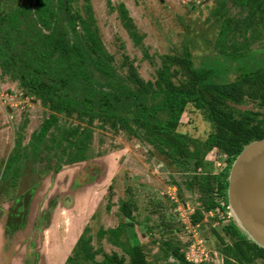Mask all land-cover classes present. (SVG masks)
<instances>
[{"label":"trees","instance_id":"trees-1","mask_svg":"<svg viewBox=\"0 0 264 264\" xmlns=\"http://www.w3.org/2000/svg\"><path fill=\"white\" fill-rule=\"evenodd\" d=\"M215 1L217 5L209 15L215 16L219 23L215 47L222 57L195 66L188 51L183 56L163 54L155 82L144 81L132 65L125 80L117 73L113 55L101 41L91 0H82V4H78L79 0H16L10 9H0V74L16 82L22 96L38 100L46 111V117L28 142L33 155L53 148L59 164L50 170L52 173H57L64 165L93 159L90 145L96 121L101 127L109 125L115 133L123 131L128 136L143 139L178 167L186 168L193 161L198 172L209 165L206 153L216 148L225 155V165L216 173L202 174L197 188L207 193L204 212L220 210L227 215L230 167L246 145L264 138V63L249 71L236 69L238 74L234 79L227 78L225 67L230 70L228 60L250 55L257 58V51H248L252 43L261 39L256 27L261 26L264 31V0H233L246 10L242 22L226 17L221 11V0ZM107 4L111 11L118 12L135 45L143 47V35L137 31L124 3L114 7L107 0ZM246 28L250 30L247 38ZM236 32L244 37L241 43H236ZM227 40L233 42V47L225 53ZM143 55L149 56L146 51ZM173 65L177 68L170 71ZM181 71L183 77L177 84L175 78ZM215 76L219 80H215ZM247 101L256 102L263 111L239 109L238 106ZM189 104L204 111L212 123L213 130L203 140L177 129ZM71 117L79 123H72ZM21 139L20 135L15 139L1 178L24 151ZM16 170L18 172L15 167ZM193 183L187 186L190 188ZM133 205L130 200L123 201L118 207L120 221L117 225L101 227L98 232L99 238L106 237L109 243L121 248L123 254L95 248L88 227L64 264H153L144 245L136 241L133 234L136 225H140ZM202 218L203 213L197 211L191 215L190 222L195 225ZM229 218L222 227L231 240L224 249L227 255L235 256L238 264L252 263L255 259L264 261V248L249 240L231 216ZM217 236L221 237L219 233ZM160 251L165 259L174 260L166 264H194L185 257L180 244L170 240L161 243ZM99 254L100 260L96 258ZM226 263L234 264L225 259L222 264Z\"/></svg>","mask_w":264,"mask_h":264},{"label":"rangeland","instance_id":"rangeland-1","mask_svg":"<svg viewBox=\"0 0 264 264\" xmlns=\"http://www.w3.org/2000/svg\"><path fill=\"white\" fill-rule=\"evenodd\" d=\"M15 2L16 0H0V9L8 10ZM221 2V11L226 17L233 21H244L241 19L246 16V10L237 6L233 0ZM110 3L114 7L124 3L137 31L143 35V47L136 46L124 29L118 12L109 9L107 0H91L101 41L107 52L113 55V66L124 80L129 65H132L144 81L155 82L163 54L183 56L188 51L195 66L221 56L215 47L219 23L215 16L209 15L217 5L215 0H110ZM78 4H82V0ZM256 29V34H261V39L252 43L248 52L257 51V58L250 55L228 60L231 67L230 70L225 67L227 78L234 79L238 74L236 69L249 71L264 63V31H261V26ZM249 33L250 30L246 28V38ZM235 39L236 43H241L244 37L236 32ZM232 43L230 40L226 41L225 53L232 50ZM143 51L147 52L148 58L143 55ZM175 68L177 66H171L170 71ZM181 72L175 78L177 84L183 77ZM215 80H219V77L215 76ZM21 94L16 82L0 74V203H5L1 205L5 209L8 201L21 196L34 180L51 174L50 170L59 164V157L57 152L54 154L53 148L42 149L33 155L30 145L28 146L31 134L38 130L46 117V111L38 100ZM255 103L247 101L238 107L262 112ZM69 119L72 123H79L74 117ZM61 122L66 123L68 120ZM177 129L203 140L213 127L204 111L189 104L180 117ZM127 134L123 131L115 133L109 125L101 127L100 122L96 121L90 155L95 156L93 159L100 160L104 171L97 175L96 182L88 183V188L82 195L87 198L85 208L83 206L85 211L98 203L95 210L98 220L95 219L88 228L92 245L101 248L100 250L103 248L106 252L117 251L123 254L121 248L109 243L106 237L99 238L98 232L101 227H115L120 221L117 216L118 207L123 201L128 203L130 200L140 223L136 225V232L133 234L136 241L144 245L151 263L166 264L174 261L172 257H162L160 251L161 243L170 240L174 244H180L185 257L194 264H222L225 259L238 264L236 257L227 255L224 250L226 244L231 242L222 228L230 221L229 213L224 216L220 210L204 212L207 193L197 188V184H201V176L216 173L225 165V155L216 148L212 149L205 155L209 165L198 172L193 161L186 168L178 167L169 158L159 155L143 139ZM18 135L22 138L21 145L25 149L7 175L1 178L4 164ZM82 165L69 166L72 169L70 173L80 171L84 167ZM190 182L194 183L189 188L187 185ZM197 211L203 213V218L193 225L190 222L191 215ZM217 233L221 237L218 238ZM96 258L100 260L102 256L99 254ZM243 264H264V261L255 259L252 263Z\"/></svg>","mask_w":264,"mask_h":264},{"label":"crops","instance_id":"crops-1","mask_svg":"<svg viewBox=\"0 0 264 264\" xmlns=\"http://www.w3.org/2000/svg\"><path fill=\"white\" fill-rule=\"evenodd\" d=\"M75 164L84 167L71 174ZM101 165L96 159L64 165L8 201L6 209L0 203V264H64L85 228L98 220V203L85 211L82 195L103 173Z\"/></svg>","mask_w":264,"mask_h":264},{"label":"water","instance_id":"water-1","mask_svg":"<svg viewBox=\"0 0 264 264\" xmlns=\"http://www.w3.org/2000/svg\"><path fill=\"white\" fill-rule=\"evenodd\" d=\"M227 208L247 238L264 248V138L246 145L233 161L228 174Z\"/></svg>","mask_w":264,"mask_h":264}]
</instances>
